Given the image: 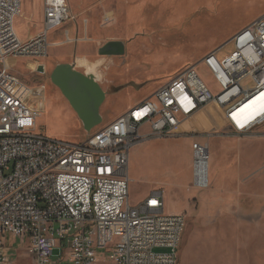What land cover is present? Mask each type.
Segmentation results:
<instances>
[{
  "label": "built area",
  "instance_id": "obj_1",
  "mask_svg": "<svg viewBox=\"0 0 264 264\" xmlns=\"http://www.w3.org/2000/svg\"><path fill=\"white\" fill-rule=\"evenodd\" d=\"M20 6L21 0H0V264H56L57 246L63 254L67 247L69 264H178L185 217L164 213L159 189L130 203L131 148L173 136L209 105L219 108L232 133H263L264 14L72 143L37 131L42 91L10 73L20 57L47 55L49 33L69 18L66 0H42L43 27L25 40L14 27ZM64 41H73L67 31ZM193 151L194 181L205 187L200 156L209 161L208 145L195 143ZM7 234L20 246H9Z\"/></svg>",
  "mask_w": 264,
  "mask_h": 264
},
{
  "label": "rangeland",
  "instance_id": "obj_2",
  "mask_svg": "<svg viewBox=\"0 0 264 264\" xmlns=\"http://www.w3.org/2000/svg\"><path fill=\"white\" fill-rule=\"evenodd\" d=\"M66 3L69 18L57 28L55 40L52 32L48 36L51 43H62H52L43 58H18L10 73L35 92L42 91L44 108L36 120L37 131L72 143L83 142L264 14V0H66ZM41 7L42 0H21L22 14L14 20L19 36L38 28ZM66 31L72 42L64 41ZM112 39L125 42L124 55L98 53V48ZM78 57L97 64L94 74L105 93L99 107L101 119L89 130L50 79L52 69L60 63L74 64L76 70L86 72L78 65ZM39 65L44 71H38ZM221 116L219 108L209 105L173 136L152 137L131 148L130 203L136 204L159 189L163 192L164 213L185 217L178 264H264V128L263 133L234 134ZM217 140L228 146L210 147L209 154L213 150L219 157L221 151L222 156L209 159L208 178L212 163L223 176L215 187L209 183L198 187L193 183V145L201 142L212 146ZM237 140L245 145L235 149ZM225 153H229V159ZM229 189L236 192L238 198L232 201L243 213L220 214L217 198L216 212L201 206L206 194ZM253 192H259L260 198L252 200ZM6 238L9 246H20L19 239L12 234ZM63 251L60 246L54 249L56 264L70 263L67 247L65 254ZM98 254L104 257L105 251L98 250Z\"/></svg>",
  "mask_w": 264,
  "mask_h": 264
},
{
  "label": "water",
  "instance_id": "obj_3",
  "mask_svg": "<svg viewBox=\"0 0 264 264\" xmlns=\"http://www.w3.org/2000/svg\"><path fill=\"white\" fill-rule=\"evenodd\" d=\"M115 47L119 54L124 52L122 42L109 40L100 47L99 54L109 55ZM38 71H44V67L39 65ZM50 79L68 99L86 130L98 124L105 93L93 76L76 70L74 64L60 63L52 69Z\"/></svg>",
  "mask_w": 264,
  "mask_h": 264
},
{
  "label": "crops",
  "instance_id": "obj_4",
  "mask_svg": "<svg viewBox=\"0 0 264 264\" xmlns=\"http://www.w3.org/2000/svg\"><path fill=\"white\" fill-rule=\"evenodd\" d=\"M41 12H42V14H41V23L39 24V26H38V28L35 30V31H30L28 34H20V36H19V34L17 33V31H16V33L18 34V36L20 37V39H22V40H25V39H27V38H29V37H31V36H34V35H36V34H38L40 31H41V29H42V27H43V6L41 7ZM22 14V12L20 13V15ZM261 16V15H260ZM35 26V25H34ZM14 27H15V25H14ZM15 30H16V28H15ZM56 31H57V29L56 30H54V31H52V38L55 40V33H56ZM53 44H60V43H62V42H60V43H58V42H52ZM28 67H31V66H29L28 65ZM206 108V107H205ZM183 126H181L180 127V129H178V131H180V130H182L183 128H182ZM229 127V126H228ZM182 128V129H181ZM229 129V131L231 132V129H230V127L228 128ZM232 133V132H231ZM218 139H220V138H218ZM209 141V140H208ZM245 142H243V141H241V140H237V142L236 143H234V148L235 149H239L241 146H243V145H245L244 144ZM209 145H208V148L210 149V147L211 148H214V149H216V148H222V147H225V148H227V144H225V142H223L222 140H217L216 142H214V144H212V146L210 145V143H208ZM227 145V146H226ZM232 145V144H231ZM221 152V151H220ZM219 152V157L218 156H215V154H216V152L215 151H213L212 150V155L211 154H209V156H210V158L209 159H211V156H212V159L214 158L215 159V157H216V159H217V157L218 158H220L221 156H222V154ZM229 153H225V155H226V157L225 158H227V159H229V155H228ZM228 171V170H227ZM226 170H225V173L227 172ZM235 171V170H234ZM210 174H211V176H210V179L208 178V174H209V165H208V169H207V179H208V183L209 184H211V187H215V186H217V184L219 183V181H220V177L221 176H223V175H220L219 173H217V170H216V168H215V165H214V163H212L211 164V166H210ZM224 172V171H223ZM224 173V174H225ZM241 183H243V185H244V182L243 181H241ZM228 191V192H227ZM227 191H222L221 193H212L210 196L209 195H205L204 197H203V203H202V207H204L205 209L206 208H209V209H212L213 210V212H216L217 210L216 209H218L217 208V202L218 201H216V198L217 199H220V204H221V206H220V209H219V212H220V214H223V215H227V216H230V215H232V214H240V213H243V212H240L239 210H238V207H237V205H236V203L234 202V201H232V199H235V198H238L237 197V194H236V192L234 191L233 193L230 191V189L229 190H227ZM214 192V191H213ZM256 197H257V199H259L260 198V193L258 192L257 194L255 193V192H253L252 193V196L250 197L252 200H254V199H256ZM213 199V201H211L210 199ZM234 224V223H233ZM228 229H229V227H228ZM237 229V228H236Z\"/></svg>",
  "mask_w": 264,
  "mask_h": 264
},
{
  "label": "bare ground",
  "instance_id": "obj_5",
  "mask_svg": "<svg viewBox=\"0 0 264 264\" xmlns=\"http://www.w3.org/2000/svg\"><path fill=\"white\" fill-rule=\"evenodd\" d=\"M20 13H21V6H20ZM20 13H19V15H20ZM77 63H78L79 66H82L83 68H85V70H86L85 73L86 74L93 76L94 79L96 80L97 76H96V74H94L96 66H97L96 63H92V62L88 61V59L85 58V57H78L77 58ZM261 96L262 95L257 96L249 104H252V103L254 104L256 101H258L261 98ZM259 112H261V111H259ZM193 154H194V151L192 150V156H193ZM198 155H200V154L198 153ZM200 158H201V161H200L201 170L203 171L205 168L208 169V162H205L202 159L201 156H200ZM193 183H194V185H197L196 183H198L197 180L194 181V172H193ZM203 183H208L207 172H206V178H205V175H204Z\"/></svg>",
  "mask_w": 264,
  "mask_h": 264
},
{
  "label": "flooded vegetation",
  "instance_id": "obj_6",
  "mask_svg": "<svg viewBox=\"0 0 264 264\" xmlns=\"http://www.w3.org/2000/svg\"><path fill=\"white\" fill-rule=\"evenodd\" d=\"M113 41H120V42H122V49H124V52H125V42L123 41V40H120V39H112ZM106 43V42H105ZM104 43V44H105ZM104 44H102L101 46H103ZM100 46V47H101ZM100 47L98 48V53H99V49H100ZM110 54L108 55V56H115V57H118V56H122V55H124V52L122 53V54H119L118 53V49L115 47V48H113V49H111L110 51ZM51 74V73H50ZM60 90V89H59ZM61 92V91H60ZM62 93V92H61ZM64 96V95H63ZM65 97V96H64ZM66 98V97H65ZM67 99V98H66ZM68 100V99H67Z\"/></svg>",
  "mask_w": 264,
  "mask_h": 264
}]
</instances>
